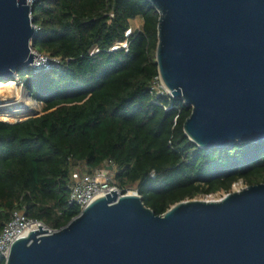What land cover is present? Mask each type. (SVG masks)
I'll return each mask as SVG.
<instances>
[{
  "label": "trees",
  "instance_id": "obj_1",
  "mask_svg": "<svg viewBox=\"0 0 264 264\" xmlns=\"http://www.w3.org/2000/svg\"><path fill=\"white\" fill-rule=\"evenodd\" d=\"M32 8L33 51L60 63L0 78L42 105L23 122H0V236L16 211L54 232L67 227L82 213L70 201L74 176L106 165L122 195L135 191L158 216L232 194L238 183L264 184V142L202 149L185 134L191 109L159 94L160 15L148 0H35Z\"/></svg>",
  "mask_w": 264,
  "mask_h": 264
},
{
  "label": "water",
  "instance_id": "obj_2",
  "mask_svg": "<svg viewBox=\"0 0 264 264\" xmlns=\"http://www.w3.org/2000/svg\"><path fill=\"white\" fill-rule=\"evenodd\" d=\"M148 1L160 15V81L191 109L190 141L202 149L264 142V0ZM32 7L0 0V78L35 63ZM6 264H264V184L160 216L138 194L113 191L61 231H27Z\"/></svg>",
  "mask_w": 264,
  "mask_h": 264
},
{
  "label": "built area",
  "instance_id": "obj_3",
  "mask_svg": "<svg viewBox=\"0 0 264 264\" xmlns=\"http://www.w3.org/2000/svg\"><path fill=\"white\" fill-rule=\"evenodd\" d=\"M34 3L35 0H30V5L33 6ZM131 34L132 31L130 30L127 32L126 37H129ZM120 48L126 50L128 48V42L115 46L112 51H117ZM35 55L37 57H35V63L30 67L35 74H39V72L44 70H51L55 65L60 63L58 60L54 61L42 55H38L37 53H35ZM156 89L162 96L164 93L168 94L160 80ZM110 167L112 166L106 165L105 167L96 170L92 175H80L77 173L74 176V185L70 197L71 204L80 206L83 212L86 208L92 205L96 199L104 195H109L113 191L118 192L121 196L122 193L112 183L114 171L111 172L109 170ZM36 227H44V229L49 230L50 234L54 232L45 224L28 219L23 213L18 211L14 212L11 223L0 236V255L7 259L13 244L19 239H22L27 231Z\"/></svg>",
  "mask_w": 264,
  "mask_h": 264
},
{
  "label": "rangeland",
  "instance_id": "obj_4",
  "mask_svg": "<svg viewBox=\"0 0 264 264\" xmlns=\"http://www.w3.org/2000/svg\"><path fill=\"white\" fill-rule=\"evenodd\" d=\"M141 24L142 23L140 20L132 22L133 29H141ZM16 83L18 84V89H20V92L17 93L14 97L5 100V102L0 103V122L19 123L27 120L35 114H41L42 105L35 102L29 96L23 84H20L18 82ZM247 188L248 187L243 183H238L233 188L232 193L234 194L235 192H240ZM130 193L136 192L130 191L129 194ZM224 196L226 195L218 194L215 196L200 197L196 201L218 202L219 200L224 199Z\"/></svg>",
  "mask_w": 264,
  "mask_h": 264
},
{
  "label": "bare ground",
  "instance_id": "obj_5",
  "mask_svg": "<svg viewBox=\"0 0 264 264\" xmlns=\"http://www.w3.org/2000/svg\"><path fill=\"white\" fill-rule=\"evenodd\" d=\"M19 92H20V89H18V84L16 82H11L5 85H1L0 86V103L5 102V100L10 99L11 97H14Z\"/></svg>",
  "mask_w": 264,
  "mask_h": 264
}]
</instances>
